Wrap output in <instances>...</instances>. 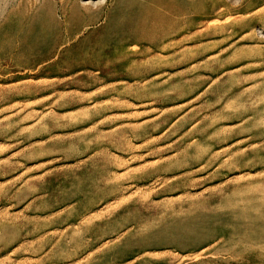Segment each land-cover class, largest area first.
Instances as JSON below:
<instances>
[{"label":"rangeland","instance_id":"1","mask_svg":"<svg viewBox=\"0 0 264 264\" xmlns=\"http://www.w3.org/2000/svg\"><path fill=\"white\" fill-rule=\"evenodd\" d=\"M0 264H264V0H0Z\"/></svg>","mask_w":264,"mask_h":264},{"label":"bare ground","instance_id":"2","mask_svg":"<svg viewBox=\"0 0 264 264\" xmlns=\"http://www.w3.org/2000/svg\"><path fill=\"white\" fill-rule=\"evenodd\" d=\"M258 11V10H257Z\"/></svg>","mask_w":264,"mask_h":264}]
</instances>
